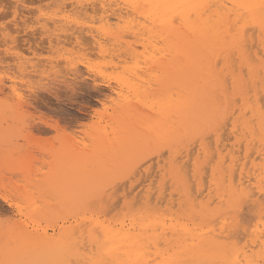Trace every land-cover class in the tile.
<instances>
[{
  "label": "bare ground",
  "instance_id": "6f19581e",
  "mask_svg": "<svg viewBox=\"0 0 264 264\" xmlns=\"http://www.w3.org/2000/svg\"><path fill=\"white\" fill-rule=\"evenodd\" d=\"M39 1L38 3H41V0ZM89 1H91L88 2L89 5L91 3L92 6H96V8L93 6L94 9L91 8L94 12L97 11L98 6L102 11L112 9L113 7L111 6L117 0ZM118 1L125 5V9L129 8L139 13L143 17L140 22L142 19H147V22H150L147 33L148 31L155 33L160 43L163 44L161 49H154L155 52L154 50L151 51L157 54L161 50L160 54H162L156 59L149 60L147 67L148 70L157 73L154 76L155 85L149 82V84L156 86L157 89L152 88L153 86H150L151 88L148 87L150 88L148 90L152 89L154 92L148 94L146 90L140 89L141 84H139V87L138 84L130 82L128 79L130 75L125 74L128 78L124 76L118 78L120 92L116 94L118 96V99H116L118 100L117 108L115 105L116 112L114 111V114L110 117V120L112 119L115 124L113 128L111 127L112 131L102 134V129L106 127H100V125L98 126L95 123L97 131L93 135L90 150L84 146L82 149L77 147V144H75L76 140H73V138H68V141L65 140V151L61 158L58 159L53 175L50 177L51 189L58 195L59 200L57 202L60 201L62 203L57 206L53 204L55 207L45 206L43 214L46 216L42 215V211L37 210L36 207L31 208V213L34 217L35 215H39L40 218L42 217L41 219L46 217L44 219L48 222L56 218L55 216L52 218L51 215L60 212H65L69 216L68 218H71V221L67 225L62 224L53 228V233H47L43 228L40 233L27 231L25 227H16V225L14 227L13 225V228L11 227L9 231L6 230L7 233L4 232L6 236L3 238V242H0V261L15 262V264H264V203L261 204V200L264 201V27H262L264 8H261L264 0ZM27 2L30 3L29 0ZM115 3L117 4V2ZM110 4L112 5L110 6ZM70 5H66L67 8ZM82 5L84 4L81 3L80 6ZM241 5H248L249 7H241ZM18 6L21 7L22 5L18 4ZM66 6H64V9ZM60 8L59 13H62L64 9ZM85 8L81 7L79 11L81 12V9ZM70 9L78 10L74 5ZM88 9L90 8L88 7ZM92 10L88 11L92 12ZM67 11L69 10L66 9L64 12ZM70 12L73 11L70 10ZM120 13L119 11L116 13V19L121 18ZM129 13V15H135L134 12V14H131V11ZM53 14L52 12L51 15ZM65 14L58 16V20H53L50 16L44 17V20H53L56 26L53 29L58 28L64 31L61 33H65V31L69 30L67 26L69 21ZM17 15L19 14H16V17ZM20 16L22 17V15ZM122 16L125 19L124 15ZM40 18L42 19V17ZM40 18L38 17V19ZM136 19H138L137 16ZM44 20L40 22L41 28L45 27V25L49 27V21L46 20L47 23ZM75 20L78 21L77 19ZM33 21L31 22L34 24ZM106 22L107 24L108 22L110 23L108 18ZM56 23L59 24L56 25ZM71 24H68L70 28L73 27ZM50 25L53 26L52 23ZM79 26L78 30L81 29ZM23 27H28V25L26 26L25 24ZM74 27L77 29L76 26ZM143 27L144 29H139L141 32L147 29L146 25ZM88 28L91 27L88 26ZM13 29H16V27ZM72 29L70 30L72 31ZM103 30L106 29L104 28ZM83 31L87 32V30ZM93 31H95L94 27ZM35 32L37 33L36 29ZM129 32H132L130 27ZM136 32L138 31L136 30ZM72 34L71 32V37ZM93 34L92 42L96 43V46L105 40L100 42L102 34L100 36ZM112 34L114 35L113 31ZM126 35L123 36L126 37ZM129 35L132 34L129 33ZM59 36L57 35V37ZM73 37L78 40L77 36ZM88 37L86 39L90 40L91 38L89 39ZM139 39L140 36L138 41ZM79 41L81 40L79 39L78 43ZM113 41L116 42V40ZM83 42L86 43L87 41ZM153 42L155 41L153 40ZM86 44L89 43L87 42ZM117 44V47L121 45L119 41H117ZM155 44H158V42H155ZM108 45L106 44L105 46L110 49ZM86 47L88 49L91 48V46L87 45ZM117 47L115 48L117 49ZM146 48L148 47L146 46ZM125 49H127L126 45ZM103 50L106 49L103 47L100 52ZM120 52L126 53L127 51L125 52L123 49ZM128 55L132 57L131 60L137 58L134 60H138L137 65L141 63L139 55L137 54V57L131 47L128 48ZM99 57L101 56L97 58ZM55 61L59 62L58 59L53 62L55 63ZM66 61L69 66H75L74 62V64L72 62L71 64L67 59ZM29 62L27 64L19 62L18 66L21 68L24 64L25 67L22 68L24 70L26 67L33 68L35 64ZM49 64H51L50 61L48 62ZM130 64H132L131 61ZM137 65L136 67H138ZM136 67L132 68L135 69V73H133L135 76H137V73L139 75L142 74L143 78L147 76V73L143 75V71L137 70L136 72ZM74 69L75 67H72V70ZM149 78L150 76L147 77V79ZM134 81H137V79ZM139 83L142 82L140 81ZM144 88H147L146 84L143 85ZM223 126H227L228 133L226 138L229 139V136L233 138L229 148L219 144L222 140L220 138H223V136L220 137L221 134L218 131ZM110 133L111 137H109ZM222 135L224 134L222 133ZM209 137L213 140L214 151L212 146L209 147L210 144L209 146L207 145L208 141H205ZM167 142L174 145L172 150V154H174L170 155L171 158L168 162L166 161L167 163H162L164 168L163 170L161 169V173H158L160 178H158L157 188L151 186L155 190L144 191V195L140 197L142 201H139L143 204L141 207L131 211L133 205L134 207L137 205L136 203L134 204L136 200L132 199V207L124 203L128 211L124 213L123 218H120L121 220L107 222L97 214L99 213L97 211H103L102 209H104L105 212L104 214L102 212V214L106 217L107 209L110 208V206H103L101 201L99 202V199L102 200L101 198L97 200V197L94 198L95 202L91 201L93 198H89L90 202L87 201L88 206L83 203V199L86 196L94 193L106 181L115 175L125 173L131 165L141 158V155L146 150L160 147ZM169 143L167 144L170 145ZM193 144L194 148L191 146ZM78 145L80 146V144ZM234 145L238 149L242 147V158L235 154V152H240L241 150L234 151ZM209 148L213 152H210ZM163 151H161V154ZM177 152L180 154L178 155L179 157L176 156ZM192 155L194 156L191 159V165L190 163L182 162V167L184 164L186 166H184L185 170H182L178 162L179 159L181 161L183 158H188ZM176 158L177 162H175ZM201 158L203 159L201 160ZM203 162L207 166L203 165ZM189 165L191 168L188 167ZM205 166L207 169L203 173L207 175L206 183H204L205 179L204 182L202 181L203 178H206L204 177L205 174L204 176L202 175V170H204L203 167ZM136 167H139V165ZM137 169L139 170L140 168H136V171ZM150 169L152 170V168ZM207 170L208 174L206 173ZM153 171L155 170L153 169ZM189 171H191L190 176L198 197L194 194V188L192 189V181L190 184L188 182L190 177H186V175L190 174ZM132 174L134 175V173ZM141 182L143 181L141 180ZM117 183H114L116 186L118 185L117 188L115 186V189L119 191V188H121L119 186L120 182ZM61 184L68 187L66 193L64 192L66 197L58 189ZM163 185H166L177 194L176 196L171 192L177 197L176 204L179 207V212H177L178 210L174 211L177 212L175 215L172 211L159 213L158 209L160 208L158 204L155 205L156 201H153L155 206H149V203L154 200L151 196L153 193L163 196V192H167ZM130 192H132V188ZM114 193L117 194V192ZM138 193L140 194V191ZM126 194L128 193L126 192ZM104 195L101 197L104 198ZM166 195L168 194L165 193ZM256 195L261 197L259 209L255 214L256 222H253L252 226L247 227L241 219L243 217H239L238 212L241 202L247 201L250 197ZM162 196L158 197L157 200L162 201ZM62 198L68 202L64 203ZM150 199L151 201H149ZM172 199L174 200L175 197ZM114 200L120 201L118 198ZM254 201L257 203L258 198L254 199ZM171 202L174 203L172 200L169 201V203ZM94 203H97V205L101 203L102 205H98V208L94 209ZM172 203L167 205V210L176 206H172ZM89 205H93V209ZM99 206H102V208ZM156 206L158 207L156 208ZM112 208L109 210L111 211ZM162 208L165 209L164 205ZM161 211L163 210L161 209ZM61 216L58 215L57 217ZM38 217L36 216V218ZM61 219L63 221L66 218ZM31 221L33 220L30 219V224ZM61 221H59L60 224ZM34 222L36 221L34 220ZM3 231L5 230L3 229Z\"/></svg>",
  "mask_w": 264,
  "mask_h": 264
},
{
  "label": "rangeland",
  "instance_id": "374dc122",
  "mask_svg": "<svg viewBox=\"0 0 264 264\" xmlns=\"http://www.w3.org/2000/svg\"><path fill=\"white\" fill-rule=\"evenodd\" d=\"M12 1L13 0H6V1L0 0V59H1L0 60V71H1L0 72V237L4 235L3 237L0 238L1 243L4 240L3 238H5L7 231H9V229H11V227L13 228V225H14V227H15V225H16V227H25L27 231H37L40 233L42 231V228H43V230H46L47 233H49V232L53 233V231H52L53 228H56L62 224H64V225L69 224V222L71 221V218H68L69 216L65 212H60V213H56L55 215H51L52 218H53V216L56 217L55 219L53 218V220L51 221L52 223L50 222V220L48 218H47V220H49V222L45 221L46 217H44V216L43 217L45 219L44 218L41 219L42 217L40 218L39 215H35V217H34V215L31 213V208L36 207L37 210L42 211V213H41L42 215H45V214H43V208H45V206H48V205L54 206L55 204L57 206L58 204L62 203V202L60 203V201L57 202L59 200L58 195H56L55 191H52L53 189H51V186H50L51 178L50 177L53 175V170H54V167H56V165H57L58 159L61 158V156L63 155V152L65 151V149H64L65 145H66V144H64L66 142L65 140L68 141V138H73V140H76V142H78V143H76L74 141L75 144H77V147L82 149L84 146V147H87L86 149L90 150L91 145H92L93 135L97 131V127L95 126L96 124L98 126L100 125V127H104V126L106 127V128L102 129V131H101L102 134H106V133H109L110 131H112L111 127L113 128L115 124L113 123L112 119L110 120V117L112 114H114V111L116 112V108H117L118 100H116V99H118V96L116 94L120 92L119 91L120 90L119 89L120 83H119L118 78H120L122 76L128 78V76L130 75L128 79L130 80L131 83H133V84L136 83V84H138V86H139V84H141V87L139 86L140 89L146 90V92L148 94L154 93L152 89L151 90H148V89H150L152 86H153L152 88L157 89V87L154 86L155 85L154 76L157 75V73L155 71H150L147 69V67L149 65L148 61L160 57L162 54V53L160 54L161 50H159L157 52V54L154 52L156 49L158 50L159 48L161 49L163 47V44L160 43V40H159V38H157V36H155V33H151L149 31L147 33L148 26L150 27V22L149 21L147 22V19H142V21L144 23L142 21L140 22V19L143 17L139 13H137V12H135L129 8L125 9L124 8L125 5L118 0L114 1V4L112 3L113 5L110 4V6L112 5L111 7H113L112 8L113 10L112 9H106V11H102V9L99 8V6H98L97 7L98 12L97 11L93 12L92 9H94L93 6H95V5L92 6L90 3V5H91L90 6L88 4V2H91V1H89V0L88 1L87 0H85V1L84 0H51V1L50 0H41V3H38V2H40L39 0H29L31 4L27 2L28 0L27 1L25 0L26 2L24 0L23 1L22 0L21 1L20 0H14L13 2ZM115 2H117V4ZM17 3L19 5H22L21 6L22 8L20 6H18ZM64 3H66V4L64 5ZM77 3L79 6L81 5V3L84 4V5L80 6V8L86 7L87 10H86V8L81 9V12H80L79 11L80 8H78L79 6L77 5ZM121 4H123V5H121ZM24 5H26V6H24ZM66 5L67 6L70 5V7L67 8ZM73 5H74V7H76L78 9V10L76 9L77 11L70 9L73 7ZM75 5H77L78 7ZM59 6L62 7L63 9H64V6H66V8L63 11L61 10L62 13L64 11H66V9L69 10V11L63 13V14L66 13L65 15L68 17V19H67L69 21L68 24L74 23V24H77L78 26L80 25L79 27H81V29L78 30L77 25L71 24V26H73V27L76 26L77 27V29H76L75 27L70 28V26L67 24L69 30L65 31V33L66 34L69 33V34H67V36L69 35L68 37L66 36L65 33H61L64 31H62L58 28L53 29L54 27H56L55 24L53 23V20L54 19L58 20L59 18H57V17L58 16L60 17L61 15H63L62 13H59V8H60ZM88 7L90 9H88ZM62 8H60V9H62ZM95 8H96V6H95ZM56 9H58V10L56 11ZM70 10L73 12H70ZM88 10H92V12L88 11ZM32 11H34V12H32ZM118 11L121 12L120 13L121 18L116 19L115 15ZM124 11L125 12L127 11V12L125 13ZM128 11L129 12L131 11V14L135 13V15H129L130 13ZM50 12H51V14H52V12L54 14L51 15ZM47 13H48V15H47ZM74 13H77L78 16H77V14H74ZM97 13H98V15H97ZM16 14H19V15H17V17H16ZM55 14H57V15L55 16ZM20 15H22V17ZM69 15L71 18L69 17ZM101 15H103V16H101ZM122 15H124L125 19L123 18ZM46 16H50L53 19V20H51L52 22L50 20L46 19L47 21H49L48 26L50 28L47 27V25H45V27L41 28L42 25H40V22H42V20H44L45 19L44 17H46ZM134 16H135V18H134ZM136 16L138 19H136ZM38 17L39 18L42 17V19L40 18L41 19L40 20V19H38ZM132 17L134 20L132 19ZM107 18L110 21V23L108 22L109 25L106 22ZM23 19H25V20H23ZM27 19H28V21H27ZM73 19H74V21H73ZM75 19H77L78 21H76ZM80 19H82V20H80ZM32 20H34L33 21L34 24L31 22ZM46 20H44V21H46ZM137 20H138V22H137ZM20 22L22 23V25ZM46 22H44V23L46 24ZM24 23L26 24V26L28 25V27L24 28L23 27V25H25ZM51 23L53 26L50 25ZM58 24L56 23V25H58ZM113 24H115V25H113ZM5 25H7V26H5ZM17 25H19V26H17ZM144 25H146L147 29L145 28L146 30L141 32L139 29H141V28L144 29V27H143ZM88 26L91 28H88ZM102 26L106 30H103L104 28ZM114 26H116V27L114 28ZM15 27H16V29H13ZM93 27H94V30L96 32L93 31ZM99 27H100V29H99ZM129 27L131 28V31H132L129 33H131L132 35H129V33H128ZM43 28H45V29H43ZM82 28H83V30H87V32L83 31ZM101 28H103V29H101ZM32 29H34V30H32ZM35 29H36L37 33L35 32ZM70 29H72V31ZM44 30H45V32H44ZM59 30H60V32H58ZM81 30H82V32H81ZM136 30L140 33L137 34L138 32H136ZM9 31H12V32H9ZM70 31L73 33L72 37L77 36L78 37L77 39L81 40V41H79V43H78V40H75L74 37H73V39H74V41H73L72 37L70 36V34H71ZM103 31H105V32L103 33ZM109 31H111V32L109 33ZM112 31H113L114 35L112 34ZM87 33H90L91 36H90V34H87ZM49 34H51L53 36L51 37V35H49ZM56 34L58 36L61 34H63V35L57 37ZM92 34L93 35L98 34V36H100L102 34L100 36L101 37L100 42L105 39L101 43L103 45H104V43H105V45L109 44L108 48H110V49H112V47H114V48L112 50L107 49L106 46L105 45L103 46L101 43H100V45L97 44V46H99V47H97L96 43L94 44V42H92L93 41ZM134 34L139 35L140 39L142 41L139 39V41H140L139 42L138 41L139 36H136ZM83 35L85 37L89 36L88 38L89 39L91 38V39L88 40V39H86L87 37L85 38ZM123 35L124 36L126 35V37H124ZM133 35L135 38L133 37ZM102 36H104V37H102ZM69 37H71V38H69ZM149 37L151 38V40ZM116 38L119 40H117ZM110 39H112V40L110 41ZM157 39H158V41H156ZM113 40H116V42ZM153 40L155 42H158V44H155V42H153ZM68 41L70 43L71 42L72 43L70 44ZM83 41H87L89 44H86L87 42L85 43ZM117 41H119V43L123 46H121L119 44L120 46L117 47V45H118ZM123 41H125V42H123ZM81 43L85 44V45H82ZM131 43H133V44H131ZM86 45L91 46V48L88 49L86 47ZM125 45H126L127 49H125ZM143 45H146L148 48H146V46H143ZM95 47H97V48H95ZM100 47H101V49H103V47H104V49H106V50H103L104 52L103 51L100 52V50H101V49H99ZM115 47H117V49ZM122 47L125 50V52L127 51L126 53L123 52L124 54L120 52L123 50V49L121 50ZM130 47L132 50L134 49L136 55L137 54L139 55V58H140L139 61L141 60L140 64L139 63H138V65L136 64L138 60L134 61L137 58H133L134 60H131L132 57H130L128 55V48H130ZM147 49H149V50H147ZM153 50H154V52L152 53L151 51H153ZM76 51H78V52H76ZM61 52H63V53H61ZM91 52L93 55L91 54ZM106 52H107V54H106ZM143 52H144V54H143ZM99 53H101V54H99ZM111 53H112V56L114 55L113 57L111 56ZM139 53L141 54V56ZM95 55H97V56L95 57ZM138 55H137V57H138ZM68 56H69V58H68ZM98 56H101V57H99L100 59L97 58ZM102 56H104V57H102ZM125 56H126V58H125ZM128 57H130V59H128ZM57 59L59 62L57 63V61H55V63H54L53 61L57 60ZM66 59L68 61H70V63L74 62L75 64L74 63L73 64L75 66H72V65L69 66L67 64ZM17 60L20 63L25 62V64H27L28 61H30L32 64H35V66L33 68L26 67V69L24 70V69H22L23 67H25L24 64L22 67L20 65L21 68H19V66H18L19 62ZM49 61L51 62V64L48 65ZM94 61H96V62H94ZM130 61L132 64H130ZM125 62L129 63V64H126ZM57 64H59V65H57ZM118 65H119V67H118ZM136 65L138 67H136ZM72 67H75V69L72 70ZM103 67H105V68H103ZM107 67H109V68H107ZM127 67H129V68H127ZM134 67H136V72H137V70L138 71L140 70V72L143 71V73H144L143 75H145L147 73L146 74L147 76H145L146 78L145 77L143 78V76H141L142 74L140 72L139 73L141 75H139L137 73V76H138V78H137V76H135L133 74V73H135L134 72L135 69H132ZM100 68H102V69H100ZM112 68H113V70H112ZM69 69H71V70L69 71ZM22 73H23V75H22ZM18 74H19V76H18ZM47 74H49V75H47ZM125 74H127L128 76ZM13 75H15V76L13 77ZM23 76H24V78H23ZM148 76H150L149 79H147ZM133 78H135L134 80L137 79V81H134ZM138 80H140L142 83H139L140 81H138ZM147 80H149V81H147ZM117 81L119 84L117 83ZM28 82L31 84H29ZM149 82H151L154 85L149 84ZM49 83H51V84H49ZM145 84L147 85V88L143 89V85H145ZM117 85H118V87H117ZM144 87H146V86H144ZM148 87H150V88H148ZM115 105H116V108H115ZM223 128L226 129L225 132H224ZM218 132H219V134H221L220 137L223 136V138H220L222 140L220 141L219 144L222 146H226V148H229L230 143L233 142V138H230L229 134H228L229 139L226 138V135L228 133L227 126H223L222 129H220ZM221 132L224 135H222ZM109 137H111V133H110ZM224 138H226V139H224ZM209 140L211 141L210 143H209ZM205 141H208L207 145L209 146V144H210L209 147L214 145V143H212L213 140L210 137L208 138V140L206 138ZM167 143H169V142H167ZM167 143L163 144L160 147H154V148H150V150H146L141 155V158L138 161H136L133 165H131V167L125 173L113 176L111 179H109L104 184H102L98 188V190H96L94 193L86 196L83 199V203L87 205V201L90 202L89 198H93V199H91V201H94L95 200L94 198L97 197L96 200L98 198L102 199V200L99 199V202L101 201L103 206H105V207L110 206V208L113 207L111 211L109 210L110 208L107 209L108 212H107L106 217L103 215L105 212L104 209H102L103 211H97V212H99V213H97L98 215H100L99 217L102 218L103 220L107 221V222H110V221L111 222H117L124 215V213H126V211H128V209L125 208V205H129L130 207H132L131 203H133V200H136L134 202V204L136 203L137 205H135L136 207H134V205L132 204L133 207H132L131 211H134L135 209L141 207L143 204H141L142 198H140V197H142V195H144L143 193H145L146 191H149V190L153 191V189L155 190L154 187L157 188V185L159 182L158 178H160V175L158 173L162 172V170L164 168L163 164L167 163L171 158L170 155L174 154V153L172 154V150L174 149V145L173 144L171 145L170 143H169L170 145H168ZM78 144H80V146ZM167 146H168V148H167ZM191 146H192V148H194L193 147L194 144ZM164 147H165V149H164ZM189 148L192 149L191 147H189ZM212 148L214 151V146H212ZM162 150H164V151L161 154ZM233 150L234 151H237V150L240 151L241 150L240 152L237 151L238 153L235 152V154L239 157H241L243 155L242 147H241V149L240 148L238 149V147L236 145H234ZM209 151L213 152L210 148H209ZM159 153L161 154V156ZM178 155H180V154L177 152L176 156L179 157ZM193 156L194 155H192L191 157H188V158L185 157L181 161L179 159V161H178L179 165L182 167V165H183L182 162L183 163L186 162L188 164L190 163V165H191V162H192L191 159ZM186 159H187V161H186ZM202 159L203 158H201V160ZM150 161H151V165H150ZM175 162H177V158H176ZM141 163H142V165H141ZM135 165L136 166L139 165V167H136ZM190 165L188 166L189 168H191ZM203 165H206L205 162H203ZM184 166H185V164H184ZM184 166L182 167V170L183 169L185 170ZM205 167H203L204 170H202L203 176L205 174V173H203V171L205 172V169H207V167L206 168ZM136 168H140V169L139 170L137 169V171H136ZM150 168H152V170ZM153 169L155 171H153ZM187 171H184V172H187ZM154 172H156V173H154ZM189 172H190V174L187 173L188 175H186V177L187 176L190 177V178L188 177L189 178L188 182L190 184V182L192 181L191 185L193 186L192 187V189H193L194 183H193V180L190 176L191 171H189ZM132 173H134V175ZM206 173L208 174V170L206 171ZM140 174H143V175H140ZM206 176L207 175L205 174L204 177H206ZM204 179H205V182H204ZM141 180L143 182H141ZM206 180H207V177L202 179V181L204 183H206ZM115 182H118V183L120 182L119 186L121 188H119V191H118V189H115V186H116V184H114ZM137 183H138V185H137ZM124 185H126V186L124 187ZM62 186H63V188H62ZM132 186L135 188H133ZM151 186H154V187H151ZM163 186L165 187V189H166L165 191H167V192H163V196L161 194L157 195V194L152 192L153 194L151 196L154 198V200H152V201H151V199L149 200V201H151L149 203V206L154 205L153 201H156L155 205L158 204V206L160 208V209H158L159 213H166L167 211H170V212L172 211V213L175 215L177 212H179V207L176 204L177 203V199H176L177 194H175V192L172 191L170 188H168L166 185H163ZM168 186H169V184H168ZM117 187H118V185L116 186V188ZM149 187H151L152 189ZM113 188L115 189V191ZM131 188H132V192H130ZM58 189L61 190L62 195L66 197L65 193L68 190V187L61 184L58 187ZM109 191H111V192H109ZM139 191H140V194L138 193L139 194L138 195L137 192H139ZM193 191H195L194 194L197 193L195 188ZM114 192H117L118 195ZM126 192L128 194H126ZM171 192H173L176 196L174 194H171ZM135 193L137 194V196H135L136 195ZM165 193L168 195L165 196ZM169 193H170V195H169ZM190 194H191V192H190ZM103 195H104V198L101 197ZM113 195H115V196H113ZM197 195L198 194H196L195 196H197ZM116 196H118L117 198L120 199V201L119 200L113 201V199H117ZM160 196H162V199L161 198L160 199L163 202L160 201L159 199L157 200V198ZM191 196H194V195H191ZM174 197L176 200L172 199ZM199 197H201V196H199ZM64 198H62L64 200L63 202L67 203L68 201ZM256 198H258L257 203H255L256 201H254V199H256ZM139 200H141V201H139ZM171 200L175 203L174 204L171 202L172 206L173 205L174 206L176 205V206L172 207L170 210H167L166 207H168L167 206L168 204L171 205V203H169V201H171ZM259 200H261V197H257V195H256V196L250 197L247 201L244 200L243 202H241V207H240V210L238 212V215H239V217H243L241 219L245 222V225L247 227L252 226L256 222L255 214H256L257 210L259 209V204L261 203V201H262L261 204L264 203L263 200H261V201H259ZM164 201H165V203H164ZM108 202H110V203L108 204ZM101 203H98V205H102ZM124 203H125V205H124ZM91 204H93V203H91ZM248 204H251L252 206L248 205ZM34 205H36V206H34ZM98 205H97V203L96 204L94 203V207L92 205V206H90V208L91 209H93V208L95 209L96 207L98 208ZM163 205H164L165 209L162 208ZM158 206H156V208ZM160 206H162V207H160ZM99 207L102 208V206H99ZM114 207H115V209H114ZM122 208H124V209H122ZM161 209L163 211H161ZM176 210H178V211L174 212ZM102 212H103V214H102ZM63 214H65V215L63 216ZM58 215L59 216L62 215V216L57 217ZM36 216L37 217L39 216V217L36 218ZM61 218H63V219L66 218L67 220L65 219V220L61 221L62 220ZM30 219L33 220V221H31V224L29 223ZM56 219L57 220L60 219V220L57 221ZM21 220L22 221L24 220L25 222L24 221L22 222ZM34 220L36 222H34ZM59 221H61V224L59 223ZM64 221H66V222H64ZM26 222H28V223H26ZM17 223H19V224H17ZM17 225H19V226H17ZM29 225H32L33 227L32 226L29 227ZM3 229L5 231H3ZM4 232H6V233H4Z\"/></svg>",
  "mask_w": 264,
  "mask_h": 264
},
{
  "label": "snow or ice",
  "instance_id": "6c2138e0",
  "mask_svg": "<svg viewBox=\"0 0 264 264\" xmlns=\"http://www.w3.org/2000/svg\"><path fill=\"white\" fill-rule=\"evenodd\" d=\"M241 7H249L248 5H241ZM261 8H264V3L261 4ZM262 27H264V21H262ZM0 264H15V262H3L0 261Z\"/></svg>",
  "mask_w": 264,
  "mask_h": 264
}]
</instances>
